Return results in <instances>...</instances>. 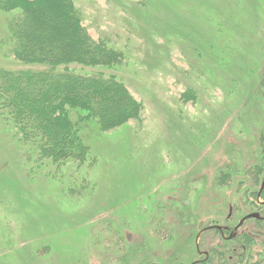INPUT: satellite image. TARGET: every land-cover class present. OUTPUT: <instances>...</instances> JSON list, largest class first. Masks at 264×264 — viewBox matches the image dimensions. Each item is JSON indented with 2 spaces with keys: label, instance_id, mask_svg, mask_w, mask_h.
Returning a JSON list of instances; mask_svg holds the SVG:
<instances>
[{
  "label": "rangeland",
  "instance_id": "obj_1",
  "mask_svg": "<svg viewBox=\"0 0 264 264\" xmlns=\"http://www.w3.org/2000/svg\"><path fill=\"white\" fill-rule=\"evenodd\" d=\"M73 2L120 57L67 68L114 75L141 116L89 121L86 159L56 163L0 121V264H264V0ZM17 12L0 66L39 68L11 54Z\"/></svg>",
  "mask_w": 264,
  "mask_h": 264
},
{
  "label": "trees",
  "instance_id": "obj_2",
  "mask_svg": "<svg viewBox=\"0 0 264 264\" xmlns=\"http://www.w3.org/2000/svg\"><path fill=\"white\" fill-rule=\"evenodd\" d=\"M0 10H18L7 25L12 56L40 66H0V121L12 126L14 143L28 160L84 161L86 123L94 120L110 129L139 120L141 102L114 75L67 68L70 63L111 64L120 57L89 34L73 0H0Z\"/></svg>",
  "mask_w": 264,
  "mask_h": 264
},
{
  "label": "flooded vegetation",
  "instance_id": "obj_3",
  "mask_svg": "<svg viewBox=\"0 0 264 264\" xmlns=\"http://www.w3.org/2000/svg\"><path fill=\"white\" fill-rule=\"evenodd\" d=\"M262 184V183H261ZM264 186V185H263ZM261 189V188H260ZM260 191V190H259ZM262 206L264 207V204H262ZM242 224H236V228L240 227ZM212 229H216V230H221L222 228H220L218 225L216 226H212V225H208L206 227H204L202 229V231H208V230H212ZM224 231L226 230L225 227H223ZM222 229V230H223ZM240 244H243V238H241V240L239 241ZM206 256V255H205ZM201 260H194L191 264H198L200 263Z\"/></svg>",
  "mask_w": 264,
  "mask_h": 264
},
{
  "label": "water",
  "instance_id": "obj_4",
  "mask_svg": "<svg viewBox=\"0 0 264 264\" xmlns=\"http://www.w3.org/2000/svg\"><path fill=\"white\" fill-rule=\"evenodd\" d=\"M263 185H264V178H263V180H262L261 188L263 187ZM250 217L257 218V217H258V214H257L256 212H254V213H249V214H247L246 216H244V217L239 221L238 224H241L245 219L250 218Z\"/></svg>",
  "mask_w": 264,
  "mask_h": 264
}]
</instances>
